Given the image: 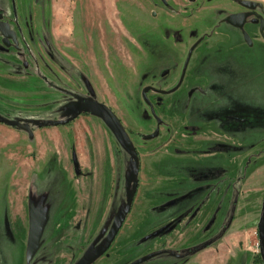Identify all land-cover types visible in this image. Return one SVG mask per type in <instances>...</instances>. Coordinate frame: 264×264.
<instances>
[{
	"label": "rangeland",
	"instance_id": "374dc122",
	"mask_svg": "<svg viewBox=\"0 0 264 264\" xmlns=\"http://www.w3.org/2000/svg\"><path fill=\"white\" fill-rule=\"evenodd\" d=\"M15 6L22 55H3L0 35V264L91 258L125 210L131 156L104 120L75 108L89 98L118 117L140 159L132 208L94 264H158L162 252L264 264V36L251 19L264 3L0 0L6 16ZM242 11L244 25L232 24ZM31 204L42 228L28 262Z\"/></svg>",
	"mask_w": 264,
	"mask_h": 264
},
{
	"label": "water",
	"instance_id": "95a60500",
	"mask_svg": "<svg viewBox=\"0 0 264 264\" xmlns=\"http://www.w3.org/2000/svg\"><path fill=\"white\" fill-rule=\"evenodd\" d=\"M250 5H254L251 2H246ZM2 14L0 12V31L4 36V42L7 46L10 45L9 39H13L14 42H17L16 33L10 28L8 23L3 22ZM245 22V16L243 15H235L231 17V23L241 27ZM261 28L264 30V22L261 23ZM245 39L247 42L252 44V40L247 33H245ZM89 90L93 93V90L90 85H88ZM149 87H147L143 94L145 102L151 105V101L148 98L147 92L149 91ZM75 107L79 111L87 112L89 114L95 115L102 120L110 127L113 133L117 136L123 146L127 149L128 153L131 156V164L133 166V171L131 172L128 179V186H131V191L128 192V200L125 207V210L121 212L119 217L114 220L110 231L108 233L105 245L102 249L98 250L91 258L88 257V254H85L76 264H93L96 260L102 257L105 252L111 247L112 243L116 239L119 234L127 215L129 214L135 195L138 190V175L140 169V159L139 153L131 140L129 133L124 128L121 121L118 117L103 103L95 100L94 98H89L82 102H79L75 105ZM158 122L161 123V119L158 118ZM160 130L156 129L155 132L146 136L147 139H153L159 136ZM30 226H29V236L27 243V261L30 262L34 256L37 254L41 247V228H42V219H41V207L35 206L34 204L30 205ZM259 234L261 239V244L264 252V212L262 214V219L259 224ZM143 261V260H142ZM141 261H137L134 264H140Z\"/></svg>",
	"mask_w": 264,
	"mask_h": 264
},
{
	"label": "flooded vegetation",
	"instance_id": "af4514ba",
	"mask_svg": "<svg viewBox=\"0 0 264 264\" xmlns=\"http://www.w3.org/2000/svg\"><path fill=\"white\" fill-rule=\"evenodd\" d=\"M14 1V0H13ZM245 6L246 7H252V6H255V4L254 5H250V4H248V3H245ZM0 12H1V14H2V21L3 22H5V23H8L9 25H10V28L16 33V36H17V42H14L13 41V39H9V41H10V45L9 46H7L6 44H5V42H4V36L1 34V31H0V35H1V42H2V47H1V49L2 50H4L3 52H1V53H3V55H6V53H8V52H10L11 51V49L14 47L15 48V50H17V52H18V54L19 55H22V53H23V48L20 46V40H19V36L20 35H22V28H23V26H22V24H21V20L20 19H23V18H21V17H18V10L16 9V6H15V9H14V15H12V16H6V12L4 11V9L2 8V7H0ZM235 15H243V16H245V22H246V20L250 17V15H251V13H248V12H245V11H242V12H240V13H237V14H235ZM235 15H233V16H235ZM252 22L253 23H255V24H257V25H259V30H260V32H261V34L264 36V30H262V28H261V23H263L264 22V18H262L261 16H260V14H256L255 12H253L252 13ZM24 20V19H23ZM36 21H35V17L33 16L32 18H30L29 16L28 17H26V19H25V24L26 23H28V24H26L28 27H29V29H32V34L35 32V30H34V27L36 26V23H35ZM244 22V23H245ZM244 25V24H243ZM242 25V26H243ZM241 26V27H242ZM38 34V32L36 31L35 33H34V35H37ZM44 41H45V45H47V51H49L50 49H49V40L46 38V36L44 35ZM26 43H27V41H26ZM25 65H26V67L29 65V62H25ZM87 83V88H88V92H89V94H93L90 90H89V87H88V85H90L88 82H86ZM91 86V85H90ZM179 86H181V84H179L176 88H174L175 90L176 89H178L179 88ZM92 88V87H91ZM93 90V89H92ZM154 90V92H161V93H163V91L164 90H162V89H151L150 91H153ZM175 90H172V91H175ZM152 104V103H151ZM155 117H156V119H157V122H158V118L159 117H157L156 115H154ZM159 119H161V118H159ZM5 121V120H4ZM162 121V120H161ZM6 123H8V121H5ZM159 123V122H158ZM152 134V133H151ZM127 150V149H126ZM106 242V241H105ZM105 245V244H104ZM112 246V245H111ZM109 250V249H108ZM107 250V251H108ZM106 251V252H107ZM105 252V253H106ZM101 258V257H100ZM97 261V260H96ZM95 261V262H96ZM31 262V261H30ZM94 262V263H95ZM93 263V264H94Z\"/></svg>",
	"mask_w": 264,
	"mask_h": 264
},
{
	"label": "crops",
	"instance_id": "0c3cea01",
	"mask_svg": "<svg viewBox=\"0 0 264 264\" xmlns=\"http://www.w3.org/2000/svg\"><path fill=\"white\" fill-rule=\"evenodd\" d=\"M253 1H259V2H263L264 3V0H253ZM154 241H157V240H154ZM163 253L164 252H162V254L159 253L160 255L159 254H155V255H159V256H157V258L161 257V255H162V257L165 258L164 262H160L158 264H172L174 261L175 262L173 264H178L176 262L177 260H180L179 264H184L185 263L186 259L178 257L176 254H172V253H169V252H166L165 254H163Z\"/></svg>",
	"mask_w": 264,
	"mask_h": 264
},
{
	"label": "trees",
	"instance_id": "16d2710c",
	"mask_svg": "<svg viewBox=\"0 0 264 264\" xmlns=\"http://www.w3.org/2000/svg\"><path fill=\"white\" fill-rule=\"evenodd\" d=\"M76 108V107H75ZM77 109V108H76ZM78 110V109H77ZM79 111V110H78ZM79 113L81 114H89V113H87V112H83V111H79ZM226 232V228H225V230H224V232H222L221 234H223V233H225ZM220 234V235H221ZM219 235V236H220ZM218 238H214L213 240H211L210 242H208L207 244H205L204 246H200V247H197L195 250H193V252H195V251H199V250H201V248H204L206 245H209L210 243H213L214 242V240H217ZM198 249V250H197Z\"/></svg>",
	"mask_w": 264,
	"mask_h": 264
}]
</instances>
